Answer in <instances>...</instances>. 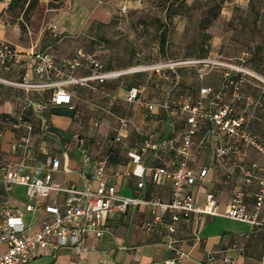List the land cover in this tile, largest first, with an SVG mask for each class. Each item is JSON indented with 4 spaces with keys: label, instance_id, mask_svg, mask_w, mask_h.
Masks as SVG:
<instances>
[{
    "label": "built area",
    "instance_id": "1",
    "mask_svg": "<svg viewBox=\"0 0 264 264\" xmlns=\"http://www.w3.org/2000/svg\"><path fill=\"white\" fill-rule=\"evenodd\" d=\"M126 11L125 4L118 7L120 14ZM55 30V25H52V31ZM244 62L245 55L242 54L226 60L217 56L137 66L142 67L138 72L149 71L150 77H157L155 89L161 88L160 81L165 78V71L174 70L180 64L220 66L224 72L217 87L202 86L195 101L185 99L180 103L186 127L177 129L175 122L170 121L172 131L169 137L157 138L141 133L137 128L138 138L125 145L123 133L130 127L131 120L127 116H119L112 129L111 150L122 146L129 164L122 170H114L111 176L108 173L110 153L96 157L89 144L90 137L81 131L79 123L71 131V136L63 139L52 127L47 113L61 106L76 111L73 98L78 87L99 93L111 103L121 99L128 104H137L144 110V118H155L157 110L169 109L170 102L163 100L156 103L148 99L144 84L130 86L124 97L109 94L101 85L117 78L122 71H105L100 59L82 47L74 48L69 54L58 55L48 49L18 51L8 41L0 39V67L9 70L18 65L24 70L20 81L0 77V84L21 87L25 91H39L45 95L42 99L28 102L38 119L37 124L27 119L23 110L13 116L0 115L1 141L6 132L13 134L7 150L11 159L0 163V246L4 247L0 252V264H27L37 249L47 247L54 254L64 249L80 253L85 250L83 242L88 235L96 238L111 235L105 227L108 218L140 206L147 207L151 214L144 223L146 232L161 227L171 235L176 232L175 223L191 217L197 220L202 215L221 216L253 226L264 225V221L260 220L261 216L264 217V163L251 161L241 169L244 185H256L252 192L251 209H248L244 187L233 190L222 213L211 192L205 193L203 204L199 206L195 190L206 183L211 166L227 169V160L232 155H245L252 149L264 157V136L258 137L249 130L244 111L236 113L233 105L225 102L231 94L232 100L243 103L244 107L254 110L264 106V95L254 98L240 91V85L246 82L247 76L260 79L243 66ZM236 74H239L237 78ZM174 78L173 87L179 82L177 75ZM260 80L264 85V80ZM171 90L167 91V98ZM75 118L76 114L72 119ZM202 123L208 124L207 136L212 144L208 165L199 164L196 160L207 137L195 140ZM102 127V120L96 118L91 122L89 131L94 136L100 133ZM47 138L53 139L57 146L51 147ZM164 150L171 154L172 167L157 164L146 168L142 163L146 155L159 160ZM75 155L79 166L74 168L72 161H75ZM146 170L150 171L151 183L169 182L168 201H162L157 195L146 197L143 181ZM74 171L81 177L80 182L62 184L55 180ZM117 176L139 179L137 194L120 195L111 182V177ZM19 187L24 188L25 202L17 198L21 193ZM175 242L171 238L166 243L173 252L167 264H177L189 257V252L174 246ZM213 260L215 255L212 253L208 256L209 263L199 264H210ZM222 261L237 264L236 259L228 256H223Z\"/></svg>",
    "mask_w": 264,
    "mask_h": 264
},
{
    "label": "rangeland",
    "instance_id": "2",
    "mask_svg": "<svg viewBox=\"0 0 264 264\" xmlns=\"http://www.w3.org/2000/svg\"><path fill=\"white\" fill-rule=\"evenodd\" d=\"M180 1L173 0L171 18L168 20L164 0H14L10 6L11 0H2L0 39L22 51L48 49L55 54H62L61 47L66 40L72 43L83 40L85 43L79 46L94 53L101 62L103 59L109 60L111 56L104 52L106 56L103 58L97 52L111 46L115 49L112 54L114 60L119 63L128 61L130 64L121 69H110L114 71L165 61L182 62L217 56L226 60L238 57L241 52L249 57L256 51V43L264 41V0H184L183 4ZM124 4L127 11L120 14L118 7ZM98 5L104 12H110L108 22L102 23L93 18ZM52 25L56 27L55 32ZM166 26L167 42L160 50L159 34ZM223 71L220 66L180 64L174 70H166L165 78L160 82L164 84L163 88L172 86V79L179 75V84L175 86L170 99L171 107L175 108L184 99L195 100L201 86L219 84ZM149 75V71L124 73L112 79L111 86L105 89L117 96L119 88L128 89L144 84L148 99L161 102L164 90H156L154 82L157 77ZM82 90L78 87L73 98L76 118L71 125L61 129L60 134L69 138L79 123L81 131L90 137L93 154L98 157L112 152L110 140L116 119L127 116L139 120L143 111L137 104H128L121 99L111 103L110 99L99 93ZM74 114L75 111L59 109L50 112L48 118L54 116L69 120ZM157 117V120L165 117L164 110H159ZM96 118L102 120L103 127L100 133L92 136L89 127ZM148 119L145 121L146 127L154 129V119ZM47 142L51 147L57 146L51 138H47ZM1 149L0 137V163L8 162L9 154ZM123 159L124 156H120L119 161ZM60 177V180H55L64 184L63 177ZM18 190L21 193L17 198L25 202L24 188L19 187Z\"/></svg>",
    "mask_w": 264,
    "mask_h": 264
},
{
    "label": "crops",
    "instance_id": "3",
    "mask_svg": "<svg viewBox=\"0 0 264 264\" xmlns=\"http://www.w3.org/2000/svg\"><path fill=\"white\" fill-rule=\"evenodd\" d=\"M93 18L102 23H106L111 18V14L110 12H104L98 5L94 9ZM91 22L92 21L87 24ZM80 43L84 44L85 42L81 40V42L76 41L72 43L66 40L61 47L62 54L59 53L58 55L71 53L74 48L77 46L80 47ZM17 50L22 51L19 49ZM84 50L88 51L87 49ZM114 50L115 49L110 46L104 51L97 52V54H100L103 58L106 56L103 54L104 52H108V55L111 56L109 60H102L103 69L105 71H114L110 69H121L130 65L128 61L119 63L114 60V57H112ZM242 54L245 55L243 66L252 74L264 80V41L256 43V51H253V54L249 57L245 52H241L239 56ZM132 61L133 60H131V62ZM235 62L238 63L237 61ZM23 73L24 70L18 65H13L9 70H3L0 67V77L12 81H20ZM238 76L239 74L235 75L236 78ZM174 79L175 78L172 79V85ZM260 79L247 76L246 82L240 85V91L243 95L254 98L264 95V89L262 88L264 85ZM110 81L111 80L104 82L102 84V89L106 91L105 88L111 86ZM163 85L164 84L161 83V88L158 90L163 89V100H168L171 103L170 99L175 87L169 85L163 88ZM203 86L212 85L206 84ZM217 86L218 84L212 87ZM82 89V91L85 90V88ZM169 89L172 90L167 98V91ZM126 90L127 89L123 87L119 88L117 95L119 97H124ZM145 90L147 93V87H145ZM44 97L45 95L43 92L34 90L25 91L21 87L0 84V115L13 116L23 110L25 117L37 124L38 119L28 102L39 100ZM197 98L198 94L196 96V99ZM225 102L232 104L236 113L244 111L248 119L249 130L258 137L264 136V106L254 110L244 107L243 103L234 102L231 94L225 98ZM173 107H175V105ZM176 108L178 110H176ZM59 109L68 108L61 106L53 108L52 110ZM52 110L50 111L52 112ZM159 110H157V114ZM142 111L141 119L134 120V118H129L131 120V125L128 130L123 133L125 136V145H129L133 140L138 138L137 130L141 133L151 134L157 138H163L170 136L172 131L170 121L175 122V127L177 129L186 127L185 114L181 111L179 106L172 108L170 105L169 109L164 110L165 117L159 120H157V116L153 118L154 125L152 126H155L154 129L146 127L145 121L148 117L144 118V110L142 109ZM76 112L77 109L75 114ZM72 120V118L69 120H61L53 116L50 117L49 122L53 128L61 131V129H65L71 125L73 122ZM207 131L208 124H200L195 140L207 136ZM12 138L13 134L11 132H6L4 134L1 141V150L7 152L8 142ZM224 139L226 138L224 137ZM211 147V141L210 139L208 140L207 136L206 141L199 149V153H197L196 160L199 164L208 165L210 163ZM114 150L109 152L111 160L108 166V173L111 176L114 170H122L129 164L126 151L123 147L120 146L118 149ZM120 156H124L123 161H119ZM8 157L11 159L10 155ZM75 158L76 155L74 156V159ZM251 161L264 163V157L252 149H249L245 155L230 156L226 163L227 169L215 165L211 166L206 176V183L198 189L195 188L198 193L197 204L199 206L202 205L205 193L211 192L217 200L218 210L222 213L229 203L233 190L235 188L244 187L247 191L246 202L248 209H251L253 206L252 192L256 189V185H244L241 172L242 167H247ZM142 163L146 168L153 167L157 164L172 167V157L168 151L164 150L161 152L159 160H155L151 155H146ZM78 164L79 162L76 159L72 161V166L74 168L78 167ZM149 172V170H146L143 177L146 197L151 198L157 195L162 201H168L170 199L169 182L163 181L159 184H153L150 181ZM60 176L63 177V183L81 181V177L75 171ZM60 176L57 177L58 180L61 179ZM138 181L139 179L134 177L131 179H125L123 176L111 177V182L115 185L117 192L123 196H135L138 191L136 189ZM150 217V210L147 207L140 206L134 210L129 208L126 213H118L107 219L105 227L110 230L111 235L104 234L99 238L92 235L85 237L83 242L84 251L77 253L72 249H64L58 254H54L50 247L37 249L32 259L27 264H167L166 261L173 257V252L166 246L167 241L171 238L176 240L174 246L189 252V257L180 260L177 264L209 263L208 256L212 253L215 255V260L211 261L210 264H225L222 261L223 256L236 259L237 264H264V225L253 226L248 223L233 221L221 216L202 215L197 220L191 217L188 220L175 223L176 232L169 235L161 227H155L152 231L146 232L144 230V223ZM260 220L264 221V217L261 216ZM3 249L4 247L0 246V252L3 251Z\"/></svg>",
    "mask_w": 264,
    "mask_h": 264
},
{
    "label": "trees",
    "instance_id": "4",
    "mask_svg": "<svg viewBox=\"0 0 264 264\" xmlns=\"http://www.w3.org/2000/svg\"><path fill=\"white\" fill-rule=\"evenodd\" d=\"M0 1H2V0H0ZM13 1H14V0H11L9 6L13 4ZM180 2H181V4H183L184 0H181ZM173 3H174L173 0H164V4L166 5V8H165V10H166V18H168V20H170V18H171L170 10H171V8H172V6H173ZM167 24L169 25L170 23H167ZM167 34H168V27L166 26V27L163 28V30H162V31L160 32V34H159V49H160V50H162V49L164 48V46H165V44H166V42H167ZM178 76H179V75H178ZM178 84H179V82H178ZM52 111H53V110H52ZM54 130H55L59 135H61V134H60V130H57L56 128H54ZM61 137H62L63 139H67V138L64 137L63 135H61Z\"/></svg>",
    "mask_w": 264,
    "mask_h": 264
},
{
    "label": "bare ground",
    "instance_id": "5",
    "mask_svg": "<svg viewBox=\"0 0 264 264\" xmlns=\"http://www.w3.org/2000/svg\"><path fill=\"white\" fill-rule=\"evenodd\" d=\"M142 67H137V68H131L129 70H123L120 74H124V73H129V72H133V71H137L140 70Z\"/></svg>",
    "mask_w": 264,
    "mask_h": 264
}]
</instances>
